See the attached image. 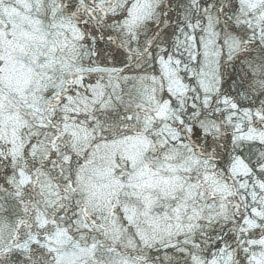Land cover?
Masks as SVG:
<instances>
[{"label": "snow or ice", "instance_id": "1", "mask_svg": "<svg viewBox=\"0 0 264 264\" xmlns=\"http://www.w3.org/2000/svg\"><path fill=\"white\" fill-rule=\"evenodd\" d=\"M0 264H264V0H0Z\"/></svg>", "mask_w": 264, "mask_h": 264}]
</instances>
